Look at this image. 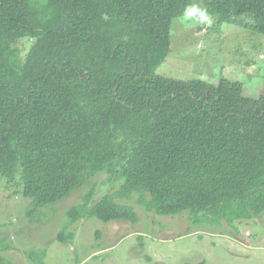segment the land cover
<instances>
[{
    "label": "trees",
    "instance_id": "obj_1",
    "mask_svg": "<svg viewBox=\"0 0 264 264\" xmlns=\"http://www.w3.org/2000/svg\"><path fill=\"white\" fill-rule=\"evenodd\" d=\"M191 2L0 0V174L18 176L29 216L98 173L120 181L96 200L91 184L67 209L59 241L82 218L137 222L117 201L133 196L160 215L264 211V90L255 99L224 77L156 73L172 20ZM205 5L216 24L247 17L264 34V0Z\"/></svg>",
    "mask_w": 264,
    "mask_h": 264
},
{
    "label": "rangeland",
    "instance_id": "obj_2",
    "mask_svg": "<svg viewBox=\"0 0 264 264\" xmlns=\"http://www.w3.org/2000/svg\"><path fill=\"white\" fill-rule=\"evenodd\" d=\"M191 5L206 9L205 0H192ZM209 18L210 24L197 13L172 20L170 50L156 73L181 80L201 78L213 85L224 77L241 82L244 95L257 99L264 90V34L255 31L247 17L222 24ZM29 44L24 38L16 45L23 54ZM93 183L96 200L116 190L120 181L98 173L88 186L29 216L30 199L22 196L18 176L8 180L0 174L1 264H264V211L222 219L204 218L203 213L190 216L187 211L160 215L146 211L136 196L117 201L133 208L137 222L82 218L67 227L74 238L59 241L67 209Z\"/></svg>",
    "mask_w": 264,
    "mask_h": 264
},
{
    "label": "clouds",
    "instance_id": "obj_3",
    "mask_svg": "<svg viewBox=\"0 0 264 264\" xmlns=\"http://www.w3.org/2000/svg\"><path fill=\"white\" fill-rule=\"evenodd\" d=\"M192 13H197L199 14L201 21L202 22H208L209 24L211 23V20L209 18V14L206 9H201L198 6L195 5H190L185 9V15L188 17Z\"/></svg>",
    "mask_w": 264,
    "mask_h": 264
}]
</instances>
